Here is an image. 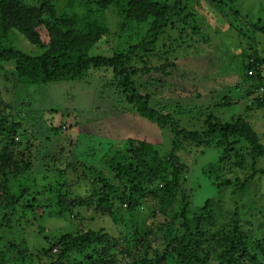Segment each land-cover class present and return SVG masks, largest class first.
I'll list each match as a JSON object with an SVG mask.
<instances>
[{"label": "trees", "instance_id": "obj_1", "mask_svg": "<svg viewBox=\"0 0 264 264\" xmlns=\"http://www.w3.org/2000/svg\"><path fill=\"white\" fill-rule=\"evenodd\" d=\"M75 1L85 7L84 15H70L65 10L59 14L53 0H0V71L4 70L5 64L13 61V73L17 79L31 85L82 81L89 79L93 71L105 72L110 79L105 84L112 86L116 83L117 87L113 91L116 93L118 90V96L126 97L131 106L129 110L161 128L170 130L172 152L162 155L153 143L144 139L126 138L114 141L99 138L94 143L93 136L89 137L83 132L79 134L81 139L78 137L72 140L73 146L68 151L66 140L81 123H71L66 129L65 125H56L55 119L58 117H54V114L34 109L32 118L23 114L27 117L19 115L2 122L0 131L4 138L6 132H10L9 136L19 133L24 138L28 137V132L31 133L27 138L28 148L24 145L25 149L20 152L24 162L33 155L29 146L32 148L31 144L36 137V133H32L26 124V120L30 118L35 121L34 124L39 125L38 138L47 139L49 152L43 148L48 164L57 156L66 163L65 166L51 162L57 166L53 170L58 173L57 181L61 184L57 197L59 214L70 213L74 204L69 199L71 187L67 183L66 174L69 167L78 166L67 160L69 153L77 155L88 167H97L91 163L102 160L100 163L110 173L108 179L103 178L105 186L115 189L119 195V203L126 201L133 209L139 192L144 196L150 192L153 197L160 199L161 209L155 215L161 216V219H153L144 234L140 235L139 229L130 222L124 223L127 226V233L124 234L116 235L98 230L77 234L64 233L51 242V245L58 246L59 252L55 261L50 264H264V238L246 233L238 212L226 225L219 223L214 227L218 220L215 218L212 200L207 198L201 205H192L190 192L184 186L186 165L177 154L181 150H187L188 146H216L223 152V156L221 155L218 162L210 163L205 168V173L215 188L221 190L231 187L236 193L239 188L255 183L250 179L242 180L238 175V170L246 169L249 156L252 159V176L259 174L257 178L264 179V169L257 168L259 158L264 156V143L261 142L263 138L254 125L241 118L225 122L210 113L204 127L190 129L170 113L167 105L161 109L151 105L152 94L140 91L143 76L154 72L170 74L168 68L173 63L165 49L167 42L160 45L156 43L164 36L168 27L176 28L178 21H175L174 15L181 8L177 4L169 6L159 0H69L67 6L73 7ZM242 1L211 0L222 11L227 5L233 8ZM262 5L264 10V1ZM110 8L121 19L118 23L120 39L124 32L136 26H147V31L144 36L139 33L142 38L136 44L127 43L122 49L118 45L111 54L97 53L100 42L111 34L104 23L106 10ZM187 14L195 19L194 13ZM188 15L180 22L187 23ZM247 23L252 28L253 36L256 32L264 34L263 24L251 21ZM41 27L47 31L48 42L41 37ZM194 28L199 32L200 25H195ZM12 34H21L31 45L40 47L42 52L31 54L17 48L8 38ZM243 36L250 41L255 38L245 33ZM162 47L165 51H161ZM255 48L254 52L238 58L239 72L243 80L250 79L248 72L255 65L260 68V60L252 59L253 63H247V59L256 58L252 56L260 52L258 45ZM248 51L250 49L245 48L243 52ZM139 63H143V66ZM159 77L156 84L160 82L158 86L163 90L167 89L166 77ZM259 78L261 81L256 84L264 85L262 73ZM232 87V94L235 96L238 89H242L238 84ZM250 88L252 90L248 94L251 95L257 85H251ZM256 105L264 107V100H258ZM77 120L79 119L76 118V122ZM47 123H51L49 129L46 128ZM38 146L42 145L36 147L39 148ZM230 149L234 150L236 161L239 162L238 169L235 166L230 168L234 157ZM9 154L0 155V175L8 176L6 180L13 174V167H20L17 162H10L13 154ZM64 167L68 169L65 170ZM15 172L21 173L19 170ZM256 189L255 186L254 193ZM22 198L23 195H11L10 204L16 205ZM99 203L108 209L115 222H122L124 214L120 206L101 197ZM176 205L174 214L168 211Z\"/></svg>", "mask_w": 264, "mask_h": 264}, {"label": "rangeland", "instance_id": "obj_2", "mask_svg": "<svg viewBox=\"0 0 264 264\" xmlns=\"http://www.w3.org/2000/svg\"><path fill=\"white\" fill-rule=\"evenodd\" d=\"M68 1L53 0L59 14L64 10L70 15L85 14V7L79 1H75L73 7L67 6ZM159 1L166 2L169 6L177 4L181 8L174 15L175 21H178L176 28L168 27L164 36L156 43L160 45L167 42L165 49L170 53L168 57L173 65L168 68V75L154 72L143 76L140 91L152 94L151 105L160 109L167 105L170 113L187 128L204 127L210 113L225 122L241 118L254 125L264 143V107L256 105L258 100H264V85L256 84L261 81L260 73L264 77V34L256 32L253 36L252 28L247 23L251 21L264 26V0H243L233 8L227 5L223 11L211 0ZM187 13H194L195 19L190 18ZM186 15L189 20L183 24L180 20ZM120 20L113 8L106 10L104 23L111 34L100 42L97 53L111 54L118 45L122 49L127 43L136 44L142 38L139 33L144 36L147 31V26H136L133 27L136 30L124 32L120 39ZM195 25H200L199 32L194 28ZM39 32L42 39L48 42L46 29L41 27ZM243 33L255 37L254 40L245 38ZM8 38L17 48L28 53L42 52L40 47L31 45L21 34H12ZM256 45L260 52L252 56L256 58L247 59V63H251L252 59L260 60V68L254 64L253 69L248 72L250 79L243 80L238 58L254 52ZM245 48L250 51L243 52ZM165 49L162 47L161 51ZM139 64L143 66V63ZM14 67L13 61L8 62L4 70L0 71V124L19 115L32 118V111L39 110L54 114V117H58L55 119L56 125H65L66 129L71 123H81L66 140L68 151L73 146L72 140L78 137L81 139L79 134L83 132L89 137L93 136L94 143L99 138L114 141L126 138L144 139L153 143L162 155L172 152L170 130L129 110L131 106L126 97L118 96V90L116 93L113 91L117 87L116 83L112 86L105 84V81L110 80L107 73L93 71L91 79L87 80L31 85L17 79L13 73ZM162 75L168 82L167 89L164 90L158 86L160 82L156 84ZM236 84L242 89H238L235 96L232 94V86ZM251 85H257V88H253L254 93L250 95L248 91L252 90ZM228 93L230 94L226 95ZM76 118L79 119L77 122ZM34 122L30 118L26 120L28 129L36 133L32 148L29 146L33 155L26 162L20 152L27 147V138L31 133L28 132V137L24 138L19 133L12 132L13 135L9 136L10 132H6L4 138L0 131V155L12 153L10 162H17L20 166L13 167V174L8 180V176L0 175V264H50L55 261L59 252L58 246L51 245V242L64 233L98 230L118 235L127 233L124 223L130 222L139 229L141 235L147 231L153 219H161V216L155 215L161 209L158 197H153L150 192L145 196L139 192L133 209L126 201L119 203V195L115 189L105 186L103 178L108 179L110 173L100 163L102 160L91 163L97 167H88L73 153H69L67 160L73 161L78 167H69L66 178L71 187L69 199L74 204L70 213L59 214L57 197L61 184L57 181L58 173L53 170L57 166L51 162L65 166L66 163L57 156L52 161L49 160L48 164L44 156V148L49 152L48 142L44 137L38 138L39 125ZM50 124L47 123L46 128L49 129ZM38 143L42 145L39 148L36 147ZM230 150L234 155V150ZM177 154L186 165L184 186L190 192L192 205H201L207 198L212 200L215 218L218 220L214 227L219 223L226 225L238 212L244 231L250 236L264 238V179H258L259 174L252 176L251 156L248 164H245L246 169L238 170V175L242 180L250 179L255 183L241 187L235 193L231 187L221 190L215 188L205 173V168L210 163L218 162L223 156V152L216 146H188L187 150H181ZM49 155L51 156L50 153ZM236 160L234 155L230 168L235 166L238 169L239 162ZM226 167L229 165L226 164ZM257 168L264 169V156L259 158ZM17 170L21 173L16 174ZM255 186L257 189L254 198ZM13 194L23 195L22 201L11 205L9 196ZM100 197L121 207L124 214L122 222L113 220L108 209L99 203ZM176 209L177 205L168 211L174 214Z\"/></svg>", "mask_w": 264, "mask_h": 264}]
</instances>
